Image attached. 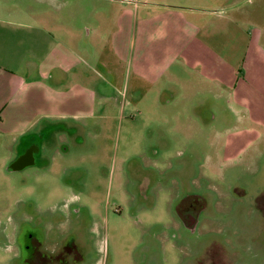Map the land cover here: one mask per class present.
Returning <instances> with one entry per match:
<instances>
[{"label": "rangeland", "instance_id": "374dc122", "mask_svg": "<svg viewBox=\"0 0 264 264\" xmlns=\"http://www.w3.org/2000/svg\"><path fill=\"white\" fill-rule=\"evenodd\" d=\"M0 30L17 74L0 113V264H27L29 234L50 255L73 241V264H198L212 245L264 264V0H0ZM57 44L91 112L23 117L24 54ZM40 130L57 131L47 161L9 172ZM26 208L44 223L4 224Z\"/></svg>", "mask_w": 264, "mask_h": 264}, {"label": "crops", "instance_id": "0c3cea01", "mask_svg": "<svg viewBox=\"0 0 264 264\" xmlns=\"http://www.w3.org/2000/svg\"><path fill=\"white\" fill-rule=\"evenodd\" d=\"M39 32L41 37H43L48 31L44 28H40L37 34ZM12 38L13 33L11 31L0 30V71H2L1 74L4 75L3 78H0V94H4V96L0 98V113H2L3 110H13L12 108H8L7 96L14 95L17 92V90L14 89L15 85L12 80V78H16L17 74H15L16 72L13 71L14 68L9 64L14 48ZM61 45L57 44V49H55V47H50L49 50L41 52L29 51L30 49H28L24 54L28 58L30 57L33 60L36 59L37 63H34L33 66L30 65L25 67V72L28 73L25 75V81L20 83V85L25 88L24 96L20 98L21 115L23 117L68 118L74 117V113L78 110H82L81 112L84 113L91 112V106L88 104L91 98L88 95L89 92H87L85 87H81L78 90V85L75 81V76L77 74L73 71L76 66L75 63L71 60H64V58H68L69 54H73V52L68 49V47L62 48ZM65 45L66 44H63V46ZM58 46L59 51L66 50L68 55L66 54L64 58H62L59 51H57ZM17 48H20L19 44ZM52 55L53 61L50 62L48 60ZM32 59L30 60L32 61ZM20 64L21 63L18 62L17 68ZM33 71L38 72L39 81L36 85L29 82L30 78L33 76ZM26 81L28 82L27 85L24 83ZM94 93L98 94L96 91ZM185 97H187V95ZM181 98H183L182 95ZM78 99L80 100L79 104ZM187 100L189 101L190 99ZM11 101L12 98L10 99V102Z\"/></svg>", "mask_w": 264, "mask_h": 264}, {"label": "flooded vegetation", "instance_id": "af4514ba", "mask_svg": "<svg viewBox=\"0 0 264 264\" xmlns=\"http://www.w3.org/2000/svg\"><path fill=\"white\" fill-rule=\"evenodd\" d=\"M54 128L58 126H53ZM59 131V129H57ZM57 131H45L40 130L36 134L28 136L25 138L22 143H19L16 146V149L13 150V153H9L7 159L10 161L9 172H18L25 171L27 166H35L40 161H47V155L45 150H51L55 148V143L51 140L55 138ZM21 134L22 137L24 136ZM58 136V135H57ZM51 138V139H50ZM56 139V138H55ZM38 140V141H37ZM57 140V139H56ZM46 142V143H45ZM45 143V144H44ZM52 143L54 145H52ZM44 144V145H43ZM44 146V147H43ZM51 148V149H49ZM14 155V156H11ZM8 163V162H7ZM191 199V198H190ZM194 203H198L203 207V201L198 198L193 200ZM193 201L190 200L187 204L180 205L177 207L176 214L182 224L189 226L194 223L195 219L198 215V210H194ZM190 203V204H189ZM27 206L28 203L26 202ZM257 208L262 213L264 219V195L258 197L257 199ZM191 206V207H190ZM31 209H24L19 215L16 213H11L9 216L5 217L4 224H42L41 220H30L29 217L31 215ZM32 211V210H31ZM9 222V223H8ZM29 237V241L24 243V250L26 253V263L27 264H73L75 262H80L82 259L80 250L78 246L73 242L69 241L66 243L61 250L57 253L50 255L42 250L41 239L37 236H33V234L27 235ZM198 264H230L227 262L225 254L221 248L216 245H212L207 249L205 258L199 260Z\"/></svg>", "mask_w": 264, "mask_h": 264}]
</instances>
